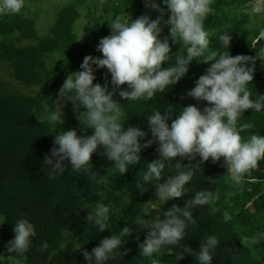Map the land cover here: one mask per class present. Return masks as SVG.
<instances>
[{"label":"trees","instance_id":"obj_1","mask_svg":"<svg viewBox=\"0 0 264 264\" xmlns=\"http://www.w3.org/2000/svg\"><path fill=\"white\" fill-rule=\"evenodd\" d=\"M259 1L213 0L211 6L215 15H210L205 21L209 48L226 51L219 37L228 33L232 36L228 49L232 56H256L264 49V36L260 35L264 29V0H261L263 8L260 11L255 10ZM25 2L28 4L20 14L0 17V62L6 65L9 74V80L0 79V264H88L82 250L91 252L103 238L118 234L125 226L134 231L129 237L122 238L125 243L117 251H130L123 258L108 260L104 264H152L153 260L160 264H198L196 258L188 253L177 261L174 255L167 254L166 248L173 247L174 252L179 253L187 245L193 251H198L200 244L211 235L220 241L212 264H264V240L255 245H243L241 241L246 236L264 232V160L259 161L257 169L250 176H246L247 182L242 190L230 186V175L223 158L217 164L209 160L198 168L196 165L200 157L192 161L194 174L185 185V194L162 202L158 206L160 219L167 218L163 213L173 205L183 207L196 191L218 192L219 199L213 204L192 209L196 224L189 225L185 238L178 245L166 246L160 254H153L152 257L139 254V244L146 239L148 230L140 231L134 222L138 216L144 215L141 209L145 206L148 209L145 218L149 217V211L157 201L155 187L145 185L147 191L141 194L136 184L142 182L147 162L159 158L156 151L158 144L143 149L140 164L130 165L123 175L113 167L114 162L101 155L102 148L93 154L92 165L87 172H73L69 162L65 161L67 170L50 178V169L43 165L45 155H51L56 134L69 129H76L78 135L92 134L91 129H82L77 114L70 107L63 114V125L52 123L48 119L52 114L49 107L47 111L44 110L45 103L48 104L46 100L57 99L67 75L81 70L80 65L86 55L102 57L96 47L101 38L110 35L108 23L111 20L118 15H131L133 19L147 16L150 21L155 20L160 13L150 3L155 2L164 8L163 0H148L147 5L146 0H108L105 4L101 0H68L55 7L58 11L53 25L42 37L37 30V18L42 11L38 5L42 6V3L40 0ZM108 3L113 5L111 9H108ZM84 8L85 17L94 21L90 34L96 43L93 47L89 43H81L76 30ZM98 10L106 15H98ZM161 27L163 31L159 38L163 39L169 33L167 27ZM171 46L173 59L165 62L163 67L174 64L177 51L186 54L182 43ZM209 66L192 61L188 73L178 83L162 93L157 92L151 100H123L118 93L127 89V85L121 86L114 99L122 104L125 128L139 127L148 132L146 139H151L147 117L153 110L161 111L163 115L164 110L171 108L174 111L172 119H175L182 107L189 104L203 109L207 102L187 97L186 92L195 87V82ZM106 73L107 69H97L94 84L104 85ZM107 80L111 91L110 73H107ZM20 85L47 89L41 99L18 91ZM247 87L253 94L252 99L256 98L257 93L264 95V61L256 60L254 79ZM57 105L55 101V108ZM171 122L170 119L169 125ZM245 122L254 125L253 129L241 133L245 141L252 134L264 136V109L260 112L246 110L238 123ZM177 162L182 164L179 169ZM188 164V160L176 158L171 167L166 165L163 172L165 177L160 182L163 183L166 176L178 174V171L190 170L184 167ZM93 172L109 178L110 190H105L103 185L90 179ZM116 191L120 194L115 195ZM98 192H104V195L99 196ZM228 192L235 194L228 196ZM97 202L110 207L108 229L104 232L99 231L94 221L87 222L86 219L88 213H94ZM85 205L90 206L85 209ZM211 209L216 211L213 213ZM20 218H26L34 225L36 236L30 238L31 246L26 253H10L8 241L14 238L13 229ZM44 242L49 247L41 251L40 246ZM234 256L238 259L234 260Z\"/></svg>","mask_w":264,"mask_h":264},{"label":"clouds","instance_id":"obj_2","mask_svg":"<svg viewBox=\"0 0 264 264\" xmlns=\"http://www.w3.org/2000/svg\"><path fill=\"white\" fill-rule=\"evenodd\" d=\"M163 4L166 7L150 3L160 13L155 20L150 21L147 16L136 19L131 15L116 16L108 23L110 35L101 38L96 47L102 57L86 55L80 65L81 70L67 75L58 91L57 101L60 107L61 102L70 101L79 125L83 130L91 129L92 134L78 135L76 129H69L55 135L51 155H45L43 163L50 169V178L67 170L65 161L69 162L73 172L89 171L93 154L101 148V155L114 162L113 167L123 175L130 165L140 164L143 149L158 144L156 151L159 158L147 162L142 182L138 181L136 187L142 194L147 191L145 185H154L157 199L165 203L185 194V185L194 174L191 162L197 157H200V161L196 168L209 160L217 164L223 158L230 175V186L240 190L247 182L246 176H250L257 169L259 161L264 160V136L252 134L245 141L241 133L253 129L254 125L249 122L238 123L246 110L260 112L264 109V95L257 93L256 98L252 99L253 94L247 87L254 79L256 60L264 61V49L256 56H232L228 51L232 36L224 33L219 40L227 50H211L205 21L210 15H215L211 6L213 0H163ZM24 7L25 0H0V17L20 14ZM161 25L167 27L169 33L163 39L159 38L163 31ZM260 35L264 36V29ZM178 43L184 45L186 54L177 51L174 64L163 67L165 62L173 59L171 45ZM194 60L210 66L186 95L196 101L207 102V106L201 109L195 104H189L182 107L175 119H172L174 111L171 108L164 110L163 115L161 111L153 110L147 117L151 139H146L148 132L139 127L125 128L122 104L114 99L117 89L127 85V89L118 93L126 101L151 100L157 92L162 93L178 83L188 73L189 65ZM97 69H107V73L111 74V91L108 88L107 73L104 85L94 84ZM63 118L64 115L56 111L48 117L52 123L61 125L65 122ZM170 119L172 122L169 125ZM176 158L188 160L189 164L184 167L190 170L166 176L161 183L166 165L171 167ZM181 165L177 162V169ZM90 179L103 185L105 190H110V181L106 175L100 176L93 172ZM212 182L215 183V180ZM119 194V191L115 192V195ZM234 194L226 193L228 196ZM97 195L103 196L104 192H98ZM218 199V192L196 191L183 207L173 205L163 213L167 217L163 220L160 219L159 207L154 209L155 203L148 218H145L147 207L142 208L144 215L138 216L134 224L139 226L140 231H148L144 242L139 244V254L152 257L153 254H160L166 246L178 245L185 238L189 225L196 224L192 209L213 204ZM154 211L157 212L155 217L152 216ZM211 211L214 213L216 209ZM109 212V206L97 202L94 213H88L87 222L94 221L99 231L104 232L108 229ZM13 231L15 236L8 241V251L26 253L31 246L30 238L36 236L34 225L28 219L20 218ZM133 231V228L125 226L118 234L103 238L91 252L82 250V255L88 264H104L108 260L123 258L130 249L124 252L117 250L125 243L122 238L129 237ZM261 240H264V232L246 236L241 241L243 245H255ZM218 244V238L211 235L200 244L198 251L186 245L182 252H174L173 247H167L166 252L170 256L174 255L177 261L188 253L196 258L198 264H212ZM48 247V243L44 242L40 250L46 251ZM233 259L238 257L234 256ZM152 264L160 262L153 260Z\"/></svg>","mask_w":264,"mask_h":264},{"label":"rangeland","instance_id":"obj_3","mask_svg":"<svg viewBox=\"0 0 264 264\" xmlns=\"http://www.w3.org/2000/svg\"><path fill=\"white\" fill-rule=\"evenodd\" d=\"M41 3H42V6L38 5L39 8H41V13H40V16H38L37 18V30H38V34L40 37L42 36H45L50 27L53 25V19H55V16H56V13L58 10H55V7L58 5V4H64L66 3L68 0H40ZM108 0H101V3L102 4H105L107 3ZM26 3L28 4V2H25V5ZM108 9L112 8L113 5H111L110 3H108ZM263 8L262 6V1L260 0L258 2V4L256 5L255 7V10H258L260 11L261 9ZM35 10H39V9H35ZM54 15H52V12H54ZM82 12H83V17L82 19L76 24V30H77V34H78V38H79V41L81 43H89L91 47L95 46L96 43L94 42V39L90 36L91 34V31H92V23L94 22L93 19L90 20V19H87L85 17V13H86V8L82 9ZM98 15H106V13H104L102 10H98ZM54 17V18H53ZM6 65L4 63H1L0 62V79H4V80H9V74H8V70L6 69L5 67ZM17 85H19L18 83H16ZM47 88H44V87H26V86H21L20 85V89H18V91L24 93V94H32V95H35L39 98H44V91L46 90ZM59 99V97L57 96V99H49V100H46L48 101V104L45 103V106L46 108H44L45 111H47V108L49 107V110L51 111V113L53 111H56L58 113H61V115H63V113L66 111V109L68 107H70L72 110H73V105L72 103L69 101L67 103H64V102H61V107H60V104L59 102L57 101ZM55 101L57 102V107L55 108ZM61 109H62V112H61ZM74 112V110H73ZM75 113V112H74ZM163 201H160L157 199V201L155 202L154 204V209L156 210L157 207L156 206H160V204L162 203ZM152 216L155 217L157 216V212L154 211L152 213Z\"/></svg>","mask_w":264,"mask_h":264}]
</instances>
